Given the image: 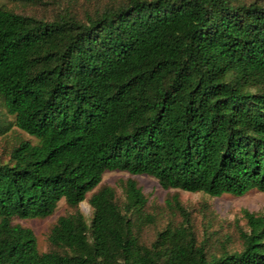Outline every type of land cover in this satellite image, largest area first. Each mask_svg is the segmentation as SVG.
Here are the masks:
<instances>
[{
  "label": "trees",
  "instance_id": "1",
  "mask_svg": "<svg viewBox=\"0 0 264 264\" xmlns=\"http://www.w3.org/2000/svg\"><path fill=\"white\" fill-rule=\"evenodd\" d=\"M11 1L54 13L0 5V134L31 138L0 162V264H264L263 214L213 249L175 201L182 222L146 244L136 182L120 201L96 190L121 171L209 197L264 192V0ZM60 201L73 212L40 253L14 221Z\"/></svg>",
  "mask_w": 264,
  "mask_h": 264
},
{
  "label": "rangeland",
  "instance_id": "2",
  "mask_svg": "<svg viewBox=\"0 0 264 264\" xmlns=\"http://www.w3.org/2000/svg\"><path fill=\"white\" fill-rule=\"evenodd\" d=\"M0 5L18 7L26 12L36 13L39 16H51L54 13L52 7L30 8L23 7L18 2L11 0H0ZM56 11V8H55ZM11 122V118H7ZM18 139H31L26 134L16 131L15 127L4 134H0V162L8 158V150L12 143ZM35 140H33L34 142ZM134 180L142 193L147 198L145 212L153 218V224H148L142 231V241L150 243L154 234L167 225H179L183 216L174 208L177 201L187 214L198 242H205L208 248L215 249L217 242L230 237L232 246H237V230L245 228L244 213L264 215V192L250 191L243 196L235 197L222 195L220 197H209L203 193H191L178 189H163L158 181L147 175H130L126 172L111 171L103 174L100 186H109L115 190L116 197L122 200V187L127 180ZM92 193L87 194L85 201L78 205V210L86 220L91 217L92 209L88 199ZM73 212L64 201H60L55 212L46 218L15 220V224L29 228L33 231L37 248L40 253L50 249L48 235L56 223V220L63 215Z\"/></svg>",
  "mask_w": 264,
  "mask_h": 264
}]
</instances>
